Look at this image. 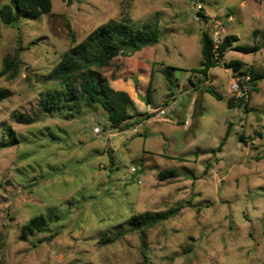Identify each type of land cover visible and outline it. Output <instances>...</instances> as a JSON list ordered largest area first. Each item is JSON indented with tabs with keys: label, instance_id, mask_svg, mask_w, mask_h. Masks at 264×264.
Wrapping results in <instances>:
<instances>
[{
	"label": "rangeland",
	"instance_id": "1",
	"mask_svg": "<svg viewBox=\"0 0 264 264\" xmlns=\"http://www.w3.org/2000/svg\"><path fill=\"white\" fill-rule=\"evenodd\" d=\"M9 1L0 0V9ZM52 4L49 14L22 16L14 25L0 14V87L10 91L0 102V141L7 143L0 148V264H264V79L256 80L246 102L232 109L226 103L234 76L264 73V0ZM124 17L159 29V64L148 93L153 108L170 85L180 96L189 69L201 66L203 31L211 34L221 23L220 40L238 39L211 70L207 86L222 99L200 95L190 130L174 120L177 113L185 117L184 109L135 116L131 121L141 123L119 131L101 106L81 101L79 108L47 112L40 105L61 88L50 73L63 53ZM254 44L259 51L238 47ZM7 57L15 59L8 68ZM122 59L100 71L114 73ZM232 60L242 62L238 70L225 65ZM162 62L177 68L172 83ZM139 99L140 111L152 109ZM227 122L230 136L217 150ZM171 169L177 176L160 180ZM170 209L175 214L153 226L129 224L133 216ZM40 215L47 218L42 231L24 236L23 226Z\"/></svg>",
	"mask_w": 264,
	"mask_h": 264
},
{
	"label": "trees",
	"instance_id": "2",
	"mask_svg": "<svg viewBox=\"0 0 264 264\" xmlns=\"http://www.w3.org/2000/svg\"><path fill=\"white\" fill-rule=\"evenodd\" d=\"M52 7V0H10L1 7L0 14L5 24L14 25L22 16L38 17L43 14H49L52 11ZM159 40L160 34L156 25L149 22L137 25L130 17H124L120 21L99 26L80 43L63 53L61 60L50 73V78L57 81L61 88L54 89L45 96L41 100L40 105L45 111L50 112L58 106L62 108L66 105H71L79 108L82 101L91 108L101 106L106 110L112 127L119 131L127 130L135 124H139V121L134 124V121L131 120L135 116H144V113L148 112L136 113L134 111L136 110L135 103L130 95L126 91L116 90L100 69L111 65L118 56L122 58L134 56L146 47L155 46ZM236 40L235 35L227 34L216 45L209 32L203 31L201 33L203 60L200 67L193 68L191 71H199L207 76L210 68L219 65L223 61L222 59L227 50ZM238 47L245 53L260 50V45L258 44ZM14 60L8 61V57L5 58L6 67H10ZM241 64L242 62L239 60H232L230 63L225 62L227 68H233V71L238 70ZM174 69L177 68L166 66L163 69L164 75L170 82L172 70ZM250 73H252L251 81L254 90L256 80L264 79V73L253 71H250ZM168 89L172 90L171 85L168 86ZM204 90L210 92L218 99L223 97L221 93L211 86H206ZM9 95L10 91L7 88L0 87V102ZM244 101L246 102L244 98H237L233 95L228 98L227 106L232 109L237 103H243ZM148 114V118H150L152 115ZM230 125L231 123L228 125L217 150H221L225 144L231 132ZM5 146H7V143L0 141V148ZM176 176V171L172 169L162 171L159 174L160 180ZM175 210L147 212L142 216H133L130 218L129 224L137 227L153 226L157 222L173 216L176 212ZM46 222L47 218L42 215L32 218L23 226L24 236L34 234L36 230L42 231V227ZM141 242L143 249L146 248L144 233H142Z\"/></svg>",
	"mask_w": 264,
	"mask_h": 264
},
{
	"label": "crops",
	"instance_id": "3",
	"mask_svg": "<svg viewBox=\"0 0 264 264\" xmlns=\"http://www.w3.org/2000/svg\"><path fill=\"white\" fill-rule=\"evenodd\" d=\"M232 20H233V15H232ZM227 54L228 53L226 52V54L224 55V59L226 58ZM122 60H121L122 68L115 69L114 73H112L113 71H111L110 74H108L106 72L104 73V75L107 77L110 84L116 90L126 91L130 95L132 100L134 101L135 109L139 112H142V111H140L139 108H137V105L141 104V101L139 98H143V99L146 98L149 101L147 103L148 107L152 108L146 112H148V113H155L156 112L157 116L163 115V114H160L159 112H157V110L159 108H161L162 106H164L163 103L165 102V100H167V101L165 102L166 111H165L164 115H167L169 110H171V111H169V113L170 112H176L178 110H183V109L186 110L184 118H183V116L181 117L180 114L174 113L175 114L174 120L178 123V125L182 124L185 129L190 130L189 128L193 125L192 118L194 117V113L196 110L197 101L199 99V96L201 95L202 99L204 96H207L206 95L207 92L204 90V88L207 85H209L210 83H212L210 76H211V70L214 67L209 69L208 75L206 78L202 77L201 72L195 71L196 73H193L194 71H191V69H189L188 77H187V79H189L188 82H180V84L178 86L179 87L178 90L181 93V95H180L181 96V102L179 104H181L182 106H178V98L180 96L176 95V93L172 89L171 91L168 90V92L172 95L169 96V93H167L164 96L162 103L160 105H155V107L153 108L152 104H150V98H149L150 95L148 93H150V88L152 86L153 73L155 71V67H156V65L159 64V60L157 59V45H155L153 47H146L143 50L137 52L134 56L125 57ZM202 60H203V57H202ZM131 63H136V66L134 68L130 67ZM162 65L163 66L161 68V72L163 73V68L165 66L163 64V62H162ZM135 74H139V76H137L136 79H134ZM194 76L196 79L192 80L191 78ZM229 91H228V94H229L228 98L230 96ZM133 94H134V96H133ZM146 95H147V97H146ZM226 103H227V101H226ZM169 115L171 116L172 114H169ZM197 115H198L197 116L198 121L196 123V129H197L198 125L201 124V121L204 118V112L201 111V112L197 113ZM150 119H152V117ZM230 123H228V125ZM228 125H227V128H228ZM231 125H232V123H231ZM231 125H230V127H231ZM229 136H230V134H229ZM229 136H228V138H229ZM199 148H202V147H199Z\"/></svg>",
	"mask_w": 264,
	"mask_h": 264
},
{
	"label": "built area",
	"instance_id": "4",
	"mask_svg": "<svg viewBox=\"0 0 264 264\" xmlns=\"http://www.w3.org/2000/svg\"><path fill=\"white\" fill-rule=\"evenodd\" d=\"M201 8V7H200ZM229 21L232 20V16L230 15L228 18ZM220 25L219 23L216 28L213 29V32L210 34L211 38L213 39L214 43L218 45L220 43L219 36H220ZM252 77L250 74H246V76H234V79L230 83V91L232 94L239 98H244L246 101L249 99L251 91H253V86H252ZM165 109L161 108L160 113H164ZM95 130L99 132V128L96 127Z\"/></svg>",
	"mask_w": 264,
	"mask_h": 264
},
{
	"label": "clouds",
	"instance_id": "5",
	"mask_svg": "<svg viewBox=\"0 0 264 264\" xmlns=\"http://www.w3.org/2000/svg\"><path fill=\"white\" fill-rule=\"evenodd\" d=\"M249 74V73H248ZM165 104V103H164ZM161 108H164L165 109V107L164 106H162ZM161 108H159L158 110H157V112H159L160 113V109ZM160 114H165V112L164 113H160Z\"/></svg>",
	"mask_w": 264,
	"mask_h": 264
}]
</instances>
